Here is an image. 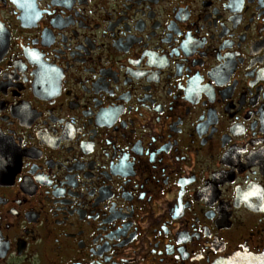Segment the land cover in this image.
Wrapping results in <instances>:
<instances>
[{
	"label": "flooded vegetation",
	"instance_id": "obj_1",
	"mask_svg": "<svg viewBox=\"0 0 264 264\" xmlns=\"http://www.w3.org/2000/svg\"><path fill=\"white\" fill-rule=\"evenodd\" d=\"M0 264H264V0H0Z\"/></svg>",
	"mask_w": 264,
	"mask_h": 264
}]
</instances>
